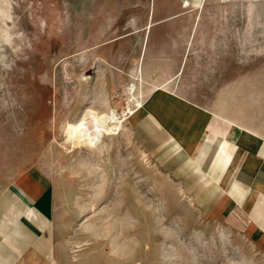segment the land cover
Wrapping results in <instances>:
<instances>
[{
	"label": "rangeland",
	"instance_id": "obj_1",
	"mask_svg": "<svg viewBox=\"0 0 264 264\" xmlns=\"http://www.w3.org/2000/svg\"><path fill=\"white\" fill-rule=\"evenodd\" d=\"M131 83L264 141V0H0V194L49 186L63 264H264L139 144ZM105 100L124 130L72 149L65 123Z\"/></svg>",
	"mask_w": 264,
	"mask_h": 264
},
{
	"label": "crops",
	"instance_id": "obj_2",
	"mask_svg": "<svg viewBox=\"0 0 264 264\" xmlns=\"http://www.w3.org/2000/svg\"><path fill=\"white\" fill-rule=\"evenodd\" d=\"M134 115L139 144L202 215L264 256V141L164 89L150 92ZM60 256L52 192L27 174L0 194V264H63Z\"/></svg>",
	"mask_w": 264,
	"mask_h": 264
},
{
	"label": "bare ground",
	"instance_id": "obj_3",
	"mask_svg": "<svg viewBox=\"0 0 264 264\" xmlns=\"http://www.w3.org/2000/svg\"><path fill=\"white\" fill-rule=\"evenodd\" d=\"M135 91L136 86L134 83H131L128 92L132 96L133 108H128L129 115H133L142 106V100L134 96L139 91ZM100 104H102L103 110L86 107L76 120L65 123L63 127L65 143H68L72 149H92L97 140L102 136H111L120 130H124L123 123L127 120L126 116H117L106 100ZM217 233L219 236H224L225 234L223 230H219Z\"/></svg>",
	"mask_w": 264,
	"mask_h": 264
}]
</instances>
